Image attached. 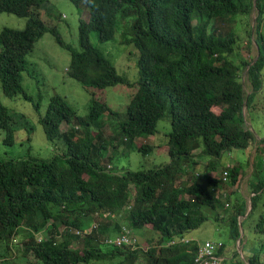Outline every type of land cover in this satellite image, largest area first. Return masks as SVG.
<instances>
[{
    "label": "trees",
    "instance_id": "16d2710c",
    "mask_svg": "<svg viewBox=\"0 0 264 264\" xmlns=\"http://www.w3.org/2000/svg\"><path fill=\"white\" fill-rule=\"evenodd\" d=\"M48 1L0 0V14L27 19L24 31L4 28L0 34L2 91L11 99L31 100L23 88L24 74L35 78L39 73L27 57L50 32L70 52L68 74L91 101L88 113L80 116L63 97L51 98L40 124L59 151L52 158L0 159V264H108L116 258H123L120 264L141 259L145 264H194L197 244H168L208 222L205 209L224 211L215 221L228 219L237 243L248 210L245 199L234 197L241 172L228 164L222 178L215 173L225 153L259 142L246 113L252 120L263 90L264 0H70L89 10L88 19L79 23V49L42 19ZM122 23L127 26L122 43L138 51L135 84L119 75L91 42L92 34L103 43L114 40ZM245 40L255 41V58L243 56ZM120 84L133 92L125 112L114 111L103 95ZM167 118L172 125L167 134L170 162L117 171L115 152L125 147L150 155L156 146L137 142L157 135L159 122ZM63 124L69 127L65 132ZM0 130L4 144L13 146L14 116L1 101ZM259 143L258 154L264 152V140ZM254 170L253 175H260ZM248 187L253 212L264 180H249ZM124 227L133 233L150 228L157 241L144 246L148 250L139 241L135 251L109 243ZM22 233L26 242L16 254ZM226 247L224 243L220 256ZM234 258L224 264H264V243L244 261L237 252Z\"/></svg>",
    "mask_w": 264,
    "mask_h": 264
},
{
    "label": "rangeland",
    "instance_id": "374dc122",
    "mask_svg": "<svg viewBox=\"0 0 264 264\" xmlns=\"http://www.w3.org/2000/svg\"><path fill=\"white\" fill-rule=\"evenodd\" d=\"M256 16L257 10L255 9L250 17L252 25L256 24L254 22ZM88 17L89 10L79 9L70 0H49L44 4L42 10V19L48 25L56 27L63 39L75 49L80 48V20H87ZM129 20L125 21L127 25ZM26 24V18L9 13L0 14V34L4 28L24 31ZM126 31L127 26L125 27V24L122 23L114 40L103 43L98 40L95 34H92L91 42L111 61L119 75L126 77L131 84H135L139 80L138 51L133 45L122 43ZM257 50L255 41L252 44L248 40L243 41L241 48L243 56L245 55L248 59L250 57L255 58ZM27 60L35 66L39 73V75L35 74V78H31L26 73L24 74L23 88L31 100H25L23 96L17 99L8 98L4 95L0 85V101L11 111L15 125V144L13 146L4 144L5 136L3 131L0 130V159L17 160L29 157L50 159L56 152H59L56 145L48 141L43 126L40 124V119L45 114L52 97L57 95L63 97L80 116H85L88 113L91 95L78 81L70 78L68 68L71 63V54L57 43L52 33L45 34L37 42ZM242 76L244 89L248 95L252 91L246 71L243 72ZM132 93L130 87L120 84L106 89L103 95L106 97L107 104L114 111L125 112ZM38 104H40L39 107H37ZM256 104L257 107L252 120H250L249 113H246L247 125L252 126L257 140L261 142L264 140V71L263 90L257 95ZM68 129V125L63 124L62 131L65 132ZM171 130L172 125L168 118L160 121L157 135L143 138L137 142L139 145L150 144L156 146L155 150L150 155L144 156L137 150L130 151L128 148L121 147L113 157L114 168L119 172L141 171L169 163L167 134ZM259 142L255 143L251 149L232 150V152L225 153L218 162V170L215 173L218 179L222 178V173L228 164L241 172L242 178L237 187L240 191L239 194H234V197L238 196L245 199L248 207L244 219L241 218L240 222L241 247L236 246L231 238L228 219L224 223L215 221L218 213L224 214V211L205 209V214L210 217V220L187 236L203 241H222L229 248L235 250L239 255V260L242 261H244V257L246 259L249 253L260 249L264 243V190L256 201V209L252 212L251 200L253 194L248 187L249 180L255 183H258L259 179L264 180V152L258 154L261 147ZM111 154L113 155V153ZM197 162H201L200 159ZM112 163L109 164L112 165ZM256 168L260 175H253ZM197 174H201L200 171ZM225 184L230 186V183L226 182ZM134 233L142 246H146L148 243L155 244L157 241L155 239L156 232L150 228L136 230ZM17 239L16 243L18 245L14 247V253L19 254L20 251L22 252V245L26 242L25 233L20 234ZM2 249L0 248V251ZM122 260L123 258H116L113 263L108 264H120ZM137 264H145V262L141 259Z\"/></svg>",
    "mask_w": 264,
    "mask_h": 264
},
{
    "label": "built area",
    "instance_id": "2783aa9c",
    "mask_svg": "<svg viewBox=\"0 0 264 264\" xmlns=\"http://www.w3.org/2000/svg\"><path fill=\"white\" fill-rule=\"evenodd\" d=\"M231 165H228L227 168H230ZM109 170H112V166L108 167ZM228 175V171L225 172V176ZM226 180V178H225ZM93 228H97V225L92 226L85 230L86 233H91ZM77 234H80L77 231ZM109 243L117 247L129 246L133 251L140 248L138 237L127 227L123 228V234L109 240ZM177 244L190 245L197 244V250L194 257V264H224V257L220 256L218 252L223 248L224 243L222 241H213V240H196L189 237H179L173 239L168 246H174ZM242 241L238 240L237 246L240 248ZM144 250H148L149 247H142Z\"/></svg>",
    "mask_w": 264,
    "mask_h": 264
},
{
    "label": "crops",
    "instance_id": "0c3cea01",
    "mask_svg": "<svg viewBox=\"0 0 264 264\" xmlns=\"http://www.w3.org/2000/svg\"><path fill=\"white\" fill-rule=\"evenodd\" d=\"M243 219H244V217H243ZM201 241H203V240H201ZM214 241V240H213ZM238 242V241H237ZM235 245L237 246V243H235ZM234 253H235V250H233L232 248H229L228 246L226 247V249H225V252H224V259L225 260H228L229 259V261H233V260H235V258H234ZM252 253H249L248 254V256L246 257V259L251 255ZM244 259H245V257H244ZM246 264H248V262H246Z\"/></svg>",
    "mask_w": 264,
    "mask_h": 264
},
{
    "label": "water",
    "instance_id": "95a60500",
    "mask_svg": "<svg viewBox=\"0 0 264 264\" xmlns=\"http://www.w3.org/2000/svg\"><path fill=\"white\" fill-rule=\"evenodd\" d=\"M256 20H257V16H256V18L254 19V22H255V23H256ZM256 60H257V59H256ZM256 60H255V61H256ZM249 95H250V94H248V97H249ZM241 225H242V223H241ZM240 241H241V240H240Z\"/></svg>",
    "mask_w": 264,
    "mask_h": 264
},
{
    "label": "bare ground",
    "instance_id": "6f19581e",
    "mask_svg": "<svg viewBox=\"0 0 264 264\" xmlns=\"http://www.w3.org/2000/svg\"><path fill=\"white\" fill-rule=\"evenodd\" d=\"M129 227V226H128ZM245 234V233H244ZM246 237V236H245ZM195 238V237H194ZM196 239V238H195ZM197 240V239H196ZM245 247V246H244ZM229 260V259H228Z\"/></svg>",
    "mask_w": 264,
    "mask_h": 264
}]
</instances>
